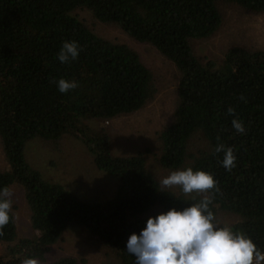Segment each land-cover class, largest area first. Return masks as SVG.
Wrapping results in <instances>:
<instances>
[{
	"label": "trees",
	"instance_id": "16d2710c",
	"mask_svg": "<svg viewBox=\"0 0 264 264\" xmlns=\"http://www.w3.org/2000/svg\"><path fill=\"white\" fill-rule=\"evenodd\" d=\"M223 3L264 14V0H0V186L21 188L34 232L19 237L12 206L10 222L0 229V264L28 257L80 264L73 257L47 259L74 230L108 248L110 264H134L125 250L131 233L139 234L149 216L206 195L217 221L220 213L239 216L230 226L264 250V49L233 46L215 59L194 48L221 31ZM79 11L119 26L177 69L173 121L157 132L158 149L146 133L135 144L144 151L115 152L104 124L146 108L158 81L138 53L94 33ZM64 41L78 43L76 60L57 59ZM60 78L78 86L60 93L54 82ZM234 116L244 133L233 129ZM36 140L51 149L46 171L61 167L67 181L46 180L32 166L27 151ZM218 144L233 150L230 171L220 163L223 151L215 152ZM188 167L210 172L218 191L200 196L159 184Z\"/></svg>",
	"mask_w": 264,
	"mask_h": 264
},
{
	"label": "rangeland",
	"instance_id": "374dc122",
	"mask_svg": "<svg viewBox=\"0 0 264 264\" xmlns=\"http://www.w3.org/2000/svg\"><path fill=\"white\" fill-rule=\"evenodd\" d=\"M220 10L224 17V24L221 31H218L209 39H203L194 42V48L198 55L208 58L221 59L224 52L233 46H245L252 49H264V14L251 13L245 9L238 8L226 3L220 4ZM80 19H83L86 25L94 33L116 44H125L133 51L139 54V57L145 66L152 71L155 80L158 81L157 96L147 104V107L135 114L122 115L113 121L105 123L109 134L112 136V144L115 152L120 155H129L134 153L135 148L142 151L145 146L137 144L138 138H143L146 133H150L157 147V132L169 126L173 121V104L176 100L175 87L178 81L177 69L160 55L150 45L141 44L132 39L119 26L97 21L87 12H78ZM98 124L97 122H94ZM97 127H100L98 125ZM71 139V138H70ZM69 147L74 146L73 139L68 140ZM152 152H158L152 145ZM158 149V147H157ZM32 166L41 169L45 174L46 180L56 181L59 179L67 181V173L60 168H44L49 164L51 149L41 140H36L28 149ZM153 171L160 168L151 160ZM6 164L3 163L4 167ZM49 167V166H48ZM47 167V169H48ZM95 180H98L96 178ZM13 192V211L17 221L20 238H29L34 236L32 229L30 211L24 200V194L21 188L15 185L11 190ZM204 196L205 193H196ZM239 216L235 214L220 213L218 222L221 225L234 224ZM109 249L101 246L88 233L81 230H74L66 233L63 238L51 248L47 259L56 261L62 257H73L80 264H110L112 253L109 256Z\"/></svg>",
	"mask_w": 264,
	"mask_h": 264
},
{
	"label": "clouds",
	"instance_id": "9594fccd",
	"mask_svg": "<svg viewBox=\"0 0 264 264\" xmlns=\"http://www.w3.org/2000/svg\"><path fill=\"white\" fill-rule=\"evenodd\" d=\"M80 47L76 41H64L57 53L60 63L76 60ZM60 93L78 86L75 80L60 78L54 81ZM243 99V97H241ZM229 115L234 109H227ZM237 133H244V123L234 116L231 121ZM223 151L220 162L226 170L235 167L236 157L231 147L218 144L215 152ZM162 187L178 186L182 193L218 191L217 182L210 172L188 167L176 169L159 180ZM13 192L0 186V229L10 222ZM212 197L182 208L170 207L146 219L139 234L131 233L125 250L132 255L134 264H264V250L242 231L234 230L215 219L210 210ZM2 234V233H0ZM20 264H39L35 257L22 259Z\"/></svg>",
	"mask_w": 264,
	"mask_h": 264
}]
</instances>
